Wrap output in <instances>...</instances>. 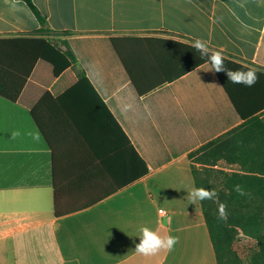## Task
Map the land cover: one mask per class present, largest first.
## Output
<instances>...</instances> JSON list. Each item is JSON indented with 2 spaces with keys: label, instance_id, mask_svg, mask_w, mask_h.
<instances>
[{
  "label": "crops",
  "instance_id": "0c3cea01",
  "mask_svg": "<svg viewBox=\"0 0 264 264\" xmlns=\"http://www.w3.org/2000/svg\"><path fill=\"white\" fill-rule=\"evenodd\" d=\"M33 2L73 33L95 93L68 92L76 73L39 60L17 102L0 96V264H217L188 155L243 120L188 47L264 69V0ZM39 28L0 0V40ZM145 226L179 242L142 256Z\"/></svg>",
  "mask_w": 264,
  "mask_h": 264
},
{
  "label": "trees",
  "instance_id": "16d2710c",
  "mask_svg": "<svg viewBox=\"0 0 264 264\" xmlns=\"http://www.w3.org/2000/svg\"><path fill=\"white\" fill-rule=\"evenodd\" d=\"M17 1L26 4L40 28L25 38L0 40V96L17 102L39 60L53 67L55 77L68 69L76 73L78 83L68 92L95 93L65 40L73 33L50 29L33 0ZM188 49L194 58L191 68L210 64L207 57L201 58L192 47ZM224 64L231 70L257 69L259 79L252 87L233 84L226 73L215 72L243 124L191 152L188 159L196 187L218 193V202L200 201L217 264H243L235 249L241 236L257 243L258 250L248 264H264V69L226 56ZM35 121L40 126L36 117ZM236 185L245 195L235 191ZM219 203L227 205V220L218 218Z\"/></svg>",
  "mask_w": 264,
  "mask_h": 264
},
{
  "label": "clouds",
  "instance_id": "9594fccd",
  "mask_svg": "<svg viewBox=\"0 0 264 264\" xmlns=\"http://www.w3.org/2000/svg\"><path fill=\"white\" fill-rule=\"evenodd\" d=\"M191 47L200 54L201 58L207 57L211 65V69L209 71L226 73L228 80L233 84H242L246 87H252L255 83H257L259 79L257 69L251 67L247 68V70L227 69L224 64L223 54L219 51H211L207 42L203 39L196 38ZM235 191H237L240 195H245L239 185L235 186ZM188 196L193 203L197 200H213L218 202V193L214 189L194 187L188 193ZM218 214L219 219L227 220L228 213L226 204L219 203ZM139 231V243L135 245V251L145 257L155 256L161 251L171 252L175 245L179 242V238L176 236H162L157 231H154L146 226L141 227Z\"/></svg>",
  "mask_w": 264,
  "mask_h": 264
},
{
  "label": "rangeland",
  "instance_id": "374dc122",
  "mask_svg": "<svg viewBox=\"0 0 264 264\" xmlns=\"http://www.w3.org/2000/svg\"><path fill=\"white\" fill-rule=\"evenodd\" d=\"M235 249L239 253L242 263L248 264L251 255L258 250V247L255 240L246 236H241L236 242Z\"/></svg>",
  "mask_w": 264,
  "mask_h": 264
}]
</instances>
